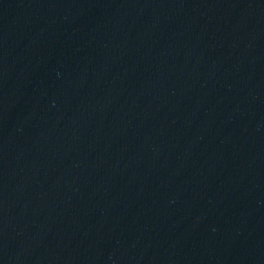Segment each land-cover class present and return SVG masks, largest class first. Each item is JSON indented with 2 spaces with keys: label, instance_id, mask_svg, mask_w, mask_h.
<instances>
[{
  "label": "water",
  "instance_id": "water-1",
  "mask_svg": "<svg viewBox=\"0 0 264 264\" xmlns=\"http://www.w3.org/2000/svg\"><path fill=\"white\" fill-rule=\"evenodd\" d=\"M0 264H264V0H0Z\"/></svg>",
  "mask_w": 264,
  "mask_h": 264
}]
</instances>
